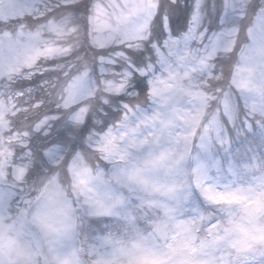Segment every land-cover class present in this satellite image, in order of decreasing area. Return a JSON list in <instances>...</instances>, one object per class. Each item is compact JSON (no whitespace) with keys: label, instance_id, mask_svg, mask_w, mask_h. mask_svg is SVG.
<instances>
[{"label":"snow or ice","instance_id":"6c2138e0","mask_svg":"<svg viewBox=\"0 0 264 264\" xmlns=\"http://www.w3.org/2000/svg\"><path fill=\"white\" fill-rule=\"evenodd\" d=\"M4 87L54 111L6 145L0 220L31 232L63 163L85 241L133 237L104 264H264V0H0Z\"/></svg>","mask_w":264,"mask_h":264},{"label":"rangeland","instance_id":"374dc122","mask_svg":"<svg viewBox=\"0 0 264 264\" xmlns=\"http://www.w3.org/2000/svg\"><path fill=\"white\" fill-rule=\"evenodd\" d=\"M8 71L18 72L19 68L8 69ZM248 74L251 75V72ZM4 90L8 92L0 95V165L10 155L5 145H9L10 143L21 145L24 141V138L19 136V134L8 136V140L3 139L1 136V133L4 134L5 129L3 126L4 117H6L7 113H13L14 111L11 107L5 106L6 104L4 105L3 99L8 95L15 99L22 97L18 92H12L6 87H4ZM23 102L24 100L18 104L21 105ZM33 107L43 108L36 103ZM53 132L55 135L54 130ZM61 164L58 163L51 167L42 176V179L45 181V190L35 201L32 200L27 218L31 232L17 229L16 220L18 213L16 212L5 215L0 220V264H104L105 261L111 259L114 249L130 246L133 242L131 236H128V238L109 237L104 233L99 234V239H88L85 241V235H83V229H80V225L72 221L69 218V214L65 210L60 209L59 205L53 203L51 199L49 189L52 187V184L50 182H55L59 185L64 194L70 192L69 184L61 180ZM46 211L56 216L60 225L59 230L50 227L38 228L31 224L33 215L39 216ZM77 234H79V239L73 243ZM259 237L264 238V233H260ZM256 238V233H248L246 234V238L241 241V244L247 246L249 240Z\"/></svg>","mask_w":264,"mask_h":264},{"label":"trees","instance_id":"16d2710c","mask_svg":"<svg viewBox=\"0 0 264 264\" xmlns=\"http://www.w3.org/2000/svg\"><path fill=\"white\" fill-rule=\"evenodd\" d=\"M2 91H4V92H2ZM6 92H8V91H5L4 88L0 89V93H1L0 95L4 94ZM37 96H39V97H37ZM42 97H43V93H34L33 95L30 96L26 91L25 94L22 97H20V99H18V98L15 99L14 97H11L9 95L6 96L5 99H3V101L5 102L4 105L6 104L5 106L11 107L14 110L13 113H7L6 117H4L3 126L5 129H4V134L1 133V136L3 139H5V140L7 139L8 136H6V134L9 133V131L12 129H17V131H15L11 136L19 134V136H22L24 138L25 137V130L28 129L29 126L34 121L38 120L42 113H44L43 116H45V114L49 111V109L54 111V108H52V106H50V104H45L46 106H49V107L44 106L41 109L38 107H33L34 104L36 103V101ZM12 99H15V100H12ZM44 99H47V98L45 97ZM22 100H24V102L21 105H19L18 103H21ZM43 109H44V111H43ZM6 159H7V157L5 158V160ZM60 174H61V178H62L61 180L64 183H68L65 179V176H64V165H63V163L60 166ZM44 183H45V181L42 179V176L39 177V179H37V188L35 191L31 192L32 200L35 201V199H37L39 196H41V193L45 190ZM80 229H82V228L80 227ZM82 232L84 235L85 230L83 229ZM110 237L128 238L127 235H124V234L120 233L119 231L113 232V234ZM132 238H130V239H132Z\"/></svg>","mask_w":264,"mask_h":264}]
</instances>
